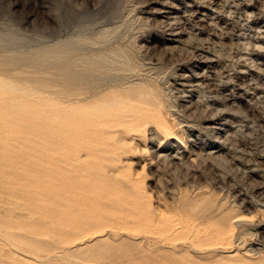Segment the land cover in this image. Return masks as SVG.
Returning <instances> with one entry per match:
<instances>
[{"label": "rangeland", "instance_id": "obj_1", "mask_svg": "<svg viewBox=\"0 0 264 264\" xmlns=\"http://www.w3.org/2000/svg\"><path fill=\"white\" fill-rule=\"evenodd\" d=\"M0 232V264H264V0H0Z\"/></svg>", "mask_w": 264, "mask_h": 264}, {"label": "bare ground", "instance_id": "obj_2", "mask_svg": "<svg viewBox=\"0 0 264 264\" xmlns=\"http://www.w3.org/2000/svg\"><path fill=\"white\" fill-rule=\"evenodd\" d=\"M172 7V6H171ZM8 20V19H7ZM172 28V27H171ZM173 29V28H172ZM48 41L50 42V43H48L49 44V46H51V47H49L48 49L46 48V51H45V56H46V58L48 59V58H50V59H53V58H58V57H62V56H64L65 55V50L63 49V48H60V45H59V47L58 48H56L55 46L57 45V44H60V41L58 40V38H60L59 37V35L56 37L55 35H53V34H49L48 35ZM61 42H63L62 40H61ZM52 43V44H51ZM47 44V45H48ZM90 46H87V48H85L86 50H92V47L91 48H89ZM108 51V50H107ZM106 51V52H107ZM112 51V50H111ZM106 52L105 53H102V56L103 57H106ZM83 58V57H82ZM108 58V57H107ZM49 59V60H50ZM55 60V59H54ZM76 63V62H75ZM77 64H79V63H77ZM102 64H104V63H102ZM90 66H88V67H92V66H95V62H91L90 64H89ZM47 67L50 69V68H55L56 67V65L54 64V63H48L47 64ZM57 68H59L60 70H62L61 69V67H60V64H58L57 65ZM69 68V67H68ZM49 72V71H48ZM10 97H11V95H10ZM42 112H44V111H42ZM85 126V125H84ZM167 128H168V130L170 131V132H172L171 130H170V128H169V126H166ZM103 129V128H102ZM33 137H34V135H33ZM29 140V139H28ZM38 142V141H37ZM181 144H183V142L182 141H179ZM32 144V143H31ZM104 145V144H103ZM123 145V144H122ZM124 146V145H123ZM126 146V145H125ZM124 146V147H125ZM128 146V145H127ZM126 146V147H127ZM122 147V146H121ZM128 148V147H127ZM44 152V151H43ZM79 158V157H78ZM37 160V159H36ZM117 160V159H116ZM69 161V160H68ZM59 165V164H58ZM58 167V166H57ZM61 167V166H60ZM105 172V171H104ZM99 173V172H98ZM106 173V172H105ZM60 174V173H59ZM132 174V173H131ZM80 175H82V174H80ZM108 175V174H107ZM50 176V175H49ZM109 176V175H108ZM117 176V175H116ZM115 176V177H116ZM68 177V176H67ZM118 177V176H117ZM120 178V177H119ZM58 179V178H57ZM83 179V178H82ZM114 180H116V179H114ZM122 180V179H121ZM85 183V182H84ZM88 184V183H87ZM121 185V184H120ZM49 186V185H48ZM89 186H91V185H89ZM115 186V185H114ZM25 188V187H24ZM90 188V187H89ZM131 188V187H130ZM6 189V188H5ZM33 189V188H32ZM88 189V188H87ZM91 189H92V187H91ZM95 190V189H94ZM93 190V191H94ZM97 190V189H96ZM109 190V189H108ZM122 190V189H121ZM17 191V190H16ZM114 191V190H113ZM51 193V192H50ZM106 193V192H105ZM107 195V194H106ZM67 197L68 198H72V201L70 202V204L69 203H65L66 202V199H67ZM59 200L61 201V203H60V206L62 207V209H64V208H75V206H76V204H77V198H76V194L75 193H70V194H68L67 196H63V195H60L59 196ZM89 199V198H88ZM94 200V199H93ZM104 205V204H103ZM107 206V205H106ZM122 206V205H121ZM76 210H80L81 208H80V205H78L76 208H75ZM75 209H74V211H75ZM89 209V208H88ZM89 211H90V209H89ZM115 211V210H114ZM150 211H152V210H150ZM113 213V210L111 209V208H104V207H102V209H101V212H99L98 214H97V216H96V218H94L92 221H91V223L95 226V227H97V229L94 231V232H96V233H98V232H100V233H102L103 232V230H104V228H106V227H112L113 225H116L118 222H119V220H118V216L117 217H115V215H113L112 214ZM154 214H155V212H153ZM70 215V214H69ZM72 215V214H71ZM156 215V214H155ZM36 216V215H35ZM90 217V216H89ZM141 217V216H140ZM64 220V219H63ZM68 220V219H67ZM71 221V220H70ZM73 222V221H72ZM57 223V222H56ZM78 223V222H77ZM84 223H86V222H84ZM73 224H75V223H73ZM90 224V223H89ZM65 225H66V227H67V225H68V223H66L65 222ZM83 226H84V224H83ZM83 226L81 225V229H83ZM74 227H76V230H75V232H73L74 233V235H73V237H72V235H71V237L72 238H70V237H68V238H66L65 239V242L66 243H74V244H80V241H82L83 240V232L81 231V229H80V225L79 224H76ZM53 228V227H52ZM89 228H90V226H89ZM8 230V229H7ZM8 231H10V230H8ZM20 232V231H19ZM19 232H17V233H19ZM70 232V231H69ZM72 232H70L71 234H72ZM93 232V233H94ZM227 232V230H225L224 228H219V231L217 232L218 234V239H222L223 237H224V235H225V233ZM22 233V232H21ZM5 234H6V231H5ZM5 234H3L2 232H0V235L1 236H3V237H1V238H5V239H7L6 241H5V239H4V241L5 242H7V244L9 243V245L11 246V249H12V252L13 253H16V255L18 254V255H20V256H22L23 258H24V260H26V259H28L29 260V258H30V256L27 254V253H25V252H22V251H20L19 250V248L18 247H16V245H15V243H14V241L12 240V239H10L9 237H7ZM11 235L13 234V235H17V234H14L13 232L12 233H10ZM103 234V233H102ZM102 234H99L98 233V235H97V238L98 239H100V238H102L103 236H102ZM11 235H10V237H11ZM12 235V236H13ZM18 235H20V234H18ZM25 235H26V233H25ZM14 236V237H15ZM28 236V235H27ZM30 236V235H29ZM42 236V235H41ZM64 236V235H63ZM31 237V236H30ZM16 238V237H15ZM35 238V237H34ZM48 238V237H47ZM46 238V239H47ZM23 239V238H22ZM20 240V239H19ZM37 240H39V238L37 239ZM45 240V239H44ZM50 240V239H49ZM85 240V239H84ZM42 241V240H41ZM54 241H57V240H54ZM32 242V241H31ZM34 243V242H33ZM32 243V244H33ZM52 243V242H51ZM31 244V245H32ZM62 244V243H61ZM8 245V246H9ZM33 245H35V244H33ZM32 245V246H33ZM37 245V244H36ZM35 245V246H36ZM43 245V244H42ZM9 246V247H10ZM31 247V246H30ZM43 247V246H42ZM73 247V246H72ZM32 248H34V247H32ZM40 248V247H39ZM34 250H37L36 249V247H35V249ZM43 252V251H42ZM48 253V252H47ZM66 253V252H65ZM36 254V253H35ZM43 255V254H42ZM57 256V255H56ZM61 256V255H60ZM63 257V256H62ZM64 258V257H63ZM32 259V258H31ZM35 259V258H34ZM66 260V259H65ZM36 261H37V259H36ZM39 261H40V259H39ZM78 264V263H77Z\"/></svg>", "mask_w": 264, "mask_h": 264}]
</instances>
